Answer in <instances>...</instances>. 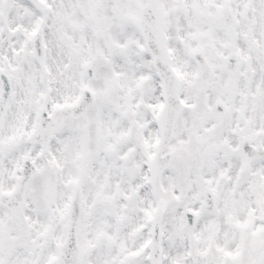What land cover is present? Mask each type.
I'll return each instance as SVG.
<instances>
[{"label": "snow or ice", "instance_id": "obj_1", "mask_svg": "<svg viewBox=\"0 0 264 264\" xmlns=\"http://www.w3.org/2000/svg\"><path fill=\"white\" fill-rule=\"evenodd\" d=\"M0 264H264V0H0Z\"/></svg>", "mask_w": 264, "mask_h": 264}]
</instances>
